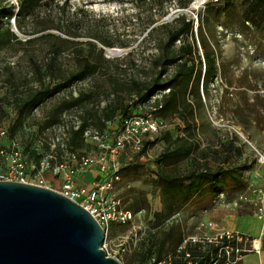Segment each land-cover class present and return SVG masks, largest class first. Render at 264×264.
<instances>
[{
    "label": "trees",
    "instance_id": "trees-1",
    "mask_svg": "<svg viewBox=\"0 0 264 264\" xmlns=\"http://www.w3.org/2000/svg\"><path fill=\"white\" fill-rule=\"evenodd\" d=\"M137 2L140 9L146 7L150 14L143 21L144 31L151 27L144 39L156 31L163 32L156 40L159 53L143 79L129 73L130 67L138 66L136 61L131 66L126 63L131 51L122 60L105 55L106 47H128L133 45L132 41L122 39L123 33L118 29L81 31L82 20L70 12L68 0H18V9L12 0L0 1V78L7 89L0 96V118L13 113L15 132L34 110H41L45 124L52 126L60 123L65 113L78 109L81 123L79 128L75 124L69 126L68 144L80 148L88 128L104 131L108 122L133 113L126 106L128 98L151 102L154 94L170 89L151 104L157 108L159 117L164 121L172 118L183 131V135L174 136L166 129L157 140L165 144L153 170V185L162 207L153 210L144 195L142 202H135L129 208L152 214L153 226L158 228L142 239L144 251L139 263L145 264L153 254L160 259L182 241L184 233L179 223L164 226L170 217L204 190L216 195L231 184L242 183L245 173L257 163V155L239 158L243 157L242 147L246 143L236 133L220 141L219 148L211 145L201 148L199 133L205 132L200 115L205 106L202 89L205 95L210 81L219 72L223 73V64H217V53L209 49L206 39L200 37V45L197 43L194 19L181 16L173 24L153 26L167 11L162 9L154 18L150 0ZM222 2L224 6L216 9L217 20L231 14L235 6L231 0ZM243 2V24H250L251 27L246 25L249 30L264 33V0ZM12 18L20 32L29 34L27 38L13 30ZM189 35L194 37L192 41L183 40ZM257 47H262L264 53V37L259 38ZM8 56L15 57L14 65L8 62ZM240 78L245 80L239 84L244 88L243 101L233 105L234 118L248 135L264 132V92H260L264 90V71L247 68ZM86 81L89 87L74 93V85ZM248 91H254V96L250 97ZM50 101L54 104L49 105ZM103 101L106 104L102 106ZM146 152L145 149L141 153ZM140 167L143 166L134 163L122 173Z\"/></svg>",
    "mask_w": 264,
    "mask_h": 264
},
{
    "label": "rangeland",
    "instance_id": "rangeland-1",
    "mask_svg": "<svg viewBox=\"0 0 264 264\" xmlns=\"http://www.w3.org/2000/svg\"><path fill=\"white\" fill-rule=\"evenodd\" d=\"M12 1L15 3L16 9H18V0ZM192 1L194 0H161L158 3L156 0H150V3L154 18L158 17V13L162 9L167 11V14L153 26L166 22L173 24L181 16L194 19V32L197 43L200 45V37L201 39H206L209 49H214L217 53V64L219 66L223 64V73L219 72L210 81L203 98L205 106L201 110L200 115L205 122L203 125L205 132L199 133L201 148L208 145L219 148L220 141H224L228 138V135L236 133L246 143V146L242 147L244 151L243 157L239 158H251L253 153H255L257 155V163L252 168L253 172L247 171L245 173L242 183L231 184L224 192L216 195L204 190L186 205L182 209L184 219L179 223L184 234L196 232L198 226L206 217L215 220L219 226L224 225L233 213H247L258 218L264 217V212L259 211L260 206L264 207V203L260 200V190L264 187V163H261L258 157V151L264 154V143L262 141L264 132L246 134L244 128L238 124L232 113L233 105L243 101L241 91L244 88L239 87V84L245 82L243 78H240L244 70L248 68L250 70L264 71V53H262V47H257V42L260 37H264V33L249 30L246 25L251 27L250 24H243L241 18L243 0H231L235 5L233 10L231 14L223 15L221 20L216 19V9H221L224 6L222 0H207L196 12L188 10ZM68 3V8L73 16L82 20L81 31H86L87 33L89 28L99 32L107 29H111V31L118 29L120 33H123L124 37L122 39L132 41L133 45L128 47H112L125 49L126 52L111 58L122 60L131 51L132 56L127 57L126 63L131 66L132 61H136L138 66L130 67L129 73L135 78L143 79L144 72L148 71L152 59L159 53L156 47V40L163 33L159 30L154 35L144 39L151 28L143 30V21L150 15L146 7L145 9H140L138 6L140 3L137 0H68ZM186 3L187 6L185 5ZM168 16L170 17L164 20ZM13 20L14 18L11 19L14 30L17 26ZM202 31L203 35H201ZM19 33L22 38H27L29 35L20 31ZM82 39H86V37H82ZM193 39L192 35L183 38V40L187 41H192ZM178 43L181 44L180 42ZM200 53H203L201 47ZM14 58L8 56L6 59L10 64L14 65ZM192 60L194 61L195 57ZM171 70L169 67V71ZM230 81L233 82L232 86L229 83ZM89 85L88 81L76 84L73 87V91L76 93L79 89L88 88ZM239 90L240 94L237 93ZM6 91L7 89L2 85L0 78V96ZM260 92L263 93L264 90ZM248 94L252 97L255 92L248 91ZM190 99L193 100V97L190 96ZM48 104L53 105L54 103L50 101ZM105 104L106 102L103 101L102 106ZM151 104L152 102L150 101L140 103L136 97L128 98L126 101L128 109L131 111L136 110L137 112H146L151 108ZM80 113V110L74 109L65 113L60 123L47 126L43 120L42 111L34 110L24 119V125L14 132L13 124L16 117L10 112L0 118V132L6 130L5 135L0 134V149L9 150L13 146H21L24 154L28 155L30 167L36 165L43 157L65 156L69 126L81 119ZM117 125V119L108 122L104 129L106 138L110 140L114 137ZM166 129L171 130L174 136L179 133L183 135V131L172 118L164 121V127L160 134ZM164 146V142L160 141L144 154L130 152L126 156L132 158L133 163H139L143 166L137 170L124 173L123 181L119 184V195L128 208L135 202H142L145 195L148 197V201L151 202L153 210L161 209L162 203L159 196L156 195L153 185V170L157 167V159L160 157ZM76 149L81 152L96 151L97 147L92 142L84 141L83 146ZM9 161L11 159L7 161L0 155L1 180H16L15 175L8 173L7 165ZM44 179L56 190L62 187V180L56 178L51 172L45 173ZM153 219L154 216L152 214L149 216L147 211L143 210L134 223L125 226L114 224L108 235L111 256H116L124 264H140L139 261L144 251L142 239L146 238L150 233L158 231V228L153 226ZM175 224L178 225L177 223ZM136 233L142 235V239L137 246L133 247L127 254H120L117 246L120 240L125 237H133Z\"/></svg>",
    "mask_w": 264,
    "mask_h": 264
},
{
    "label": "built area",
    "instance_id": "built-area-1",
    "mask_svg": "<svg viewBox=\"0 0 264 264\" xmlns=\"http://www.w3.org/2000/svg\"><path fill=\"white\" fill-rule=\"evenodd\" d=\"M169 91L170 89L158 92L151 102L161 99L163 93ZM202 95L204 97L203 89ZM80 123L77 120L75 128H79ZM117 123L114 137L110 140L106 138L104 131L96 128L90 127L85 131L84 141L94 143L96 151L81 152L66 143L65 156L43 157L33 167H30L28 155L24 154L21 146H13L9 150L0 149L1 157L7 161L11 159L7 170L10 175H15L17 181L51 187L44 179L47 172L62 180L59 191L77 201L102 224L106 232L102 247L108 255H111L108 243L111 227L114 224L125 226L134 223L143 212L129 209L119 195V184L123 181L122 172L134 164L132 158L126 156L130 152L139 154L145 149L148 151L157 144L164 127V119L157 115V108L151 106L146 112L134 110L127 117L118 118ZM0 134L5 135L6 130H2ZM258 157L264 163V154L258 151ZM91 171L94 174L91 185L79 181L81 175ZM249 172H253V169ZM260 192V200L264 203V187ZM259 211L264 212V207L260 206ZM183 219L184 212L180 210L164 226L180 223ZM141 239L142 235L138 233L121 239L117 245L119 253L127 254ZM263 251V237L222 228L215 220L206 217L196 232L183 235L175 249L165 253L160 259L153 254L145 264H244L247 256L260 255ZM258 264L264 263L259 261Z\"/></svg>",
    "mask_w": 264,
    "mask_h": 264
},
{
    "label": "water",
    "instance_id": "water-1",
    "mask_svg": "<svg viewBox=\"0 0 264 264\" xmlns=\"http://www.w3.org/2000/svg\"><path fill=\"white\" fill-rule=\"evenodd\" d=\"M112 49L109 58L126 52ZM105 237L90 211L61 191L0 179V264H124L102 247Z\"/></svg>",
    "mask_w": 264,
    "mask_h": 264
},
{
    "label": "crops",
    "instance_id": "crops-1",
    "mask_svg": "<svg viewBox=\"0 0 264 264\" xmlns=\"http://www.w3.org/2000/svg\"><path fill=\"white\" fill-rule=\"evenodd\" d=\"M86 172L81 175L79 181L87 185H91L94 179V174ZM222 228L230 230H238L244 233H248L255 237H263L264 242V217H255L250 214H231L230 218L224 225H220ZM259 261L264 263V251L262 254H251L244 259V264H258Z\"/></svg>",
    "mask_w": 264,
    "mask_h": 264
},
{
    "label": "bare ground",
    "instance_id": "bare-ground-1",
    "mask_svg": "<svg viewBox=\"0 0 264 264\" xmlns=\"http://www.w3.org/2000/svg\"><path fill=\"white\" fill-rule=\"evenodd\" d=\"M207 2V0H194L192 1V3L189 5L188 10L192 11V12H196L197 10H199V8L204 5ZM108 48V47H107ZM118 51H120V49H112L113 53H117Z\"/></svg>",
    "mask_w": 264,
    "mask_h": 264
}]
</instances>
